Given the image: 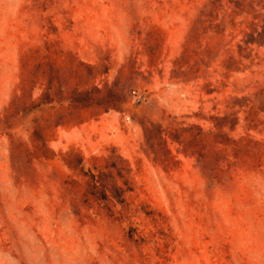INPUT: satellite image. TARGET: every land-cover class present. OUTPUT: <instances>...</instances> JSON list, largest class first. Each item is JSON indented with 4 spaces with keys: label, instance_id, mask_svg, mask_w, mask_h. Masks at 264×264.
<instances>
[{
    "label": "rangeland",
    "instance_id": "1",
    "mask_svg": "<svg viewBox=\"0 0 264 264\" xmlns=\"http://www.w3.org/2000/svg\"><path fill=\"white\" fill-rule=\"evenodd\" d=\"M237 1L0 0V264H264V175L218 185L264 139L221 121L264 86Z\"/></svg>",
    "mask_w": 264,
    "mask_h": 264
},
{
    "label": "trees",
    "instance_id": "2",
    "mask_svg": "<svg viewBox=\"0 0 264 264\" xmlns=\"http://www.w3.org/2000/svg\"><path fill=\"white\" fill-rule=\"evenodd\" d=\"M233 5H237L240 15L250 17L239 24L241 29L238 35H241L240 42L243 45H237V58L235 55L227 56L225 62L226 76L229 73L240 71L236 69V66L241 65L243 60L249 59V52L243 55L248 51L249 46L255 44L257 47H264V19H260L264 16V13L255 14L257 8L264 10V0H238ZM224 86L226 87V85ZM232 93L234 95L228 96L225 102V112L221 121L224 123V127L234 121L236 125L238 122L236 116L242 112L244 114L245 130L248 131L252 126L260 123L258 117L264 114V86L247 84L239 87L234 85ZM27 103L25 99L20 110H25ZM18 113L14 109L13 112L6 114L5 118L8 119V117H13ZM233 129L234 127L230 128L231 131ZM43 133L40 135L41 142L38 150L41 156L47 152ZM212 144L215 146L217 143L213 142ZM222 146L224 157L221 161L223 164L221 172L223 175L218 181L219 186L230 187L234 179L243 173H260L264 175V139L256 140L248 133L235 138L224 134Z\"/></svg>",
    "mask_w": 264,
    "mask_h": 264
}]
</instances>
